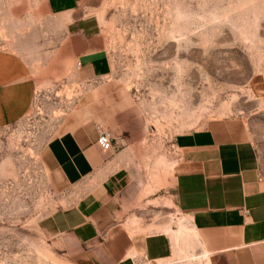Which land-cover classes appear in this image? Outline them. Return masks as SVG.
Wrapping results in <instances>:
<instances>
[{"label": "rangeland", "instance_id": "374dc122", "mask_svg": "<svg viewBox=\"0 0 264 264\" xmlns=\"http://www.w3.org/2000/svg\"><path fill=\"white\" fill-rule=\"evenodd\" d=\"M79 1L100 19L111 60L110 73L95 81L73 75L68 64L60 72L52 67L61 27L46 0H0V51L24 58L35 83L29 111L0 127V264H74L67 244L45 231L46 220L68 201L54 185L44 150L70 130L68 119L81 102L119 138L109 154L126 151L137 194L118 221L137 215L143 229L172 222L174 255L156 264H208L183 261L204 249L189 233L174 237L180 224L191 227L171 191L179 158L174 139L239 117L264 177V0ZM107 104L126 111L128 130L103 119Z\"/></svg>", "mask_w": 264, "mask_h": 264}, {"label": "crops", "instance_id": "0c3cea01", "mask_svg": "<svg viewBox=\"0 0 264 264\" xmlns=\"http://www.w3.org/2000/svg\"><path fill=\"white\" fill-rule=\"evenodd\" d=\"M46 4L61 27L52 67L60 72L59 66L68 64L85 81L108 75L111 60L100 19L79 0ZM31 75L24 58L0 51V127L19 121L31 108ZM100 113L107 122H123V131L129 129L126 111L107 104ZM67 124L70 130L52 138L44 150L54 185L68 201L46 220L45 231L67 244L74 264H156L172 258L175 244L168 231L131 234L130 221L143 218L118 221L137 193L126 151L113 155L97 144V127L109 129L92 118L84 102ZM114 143L118 149V137ZM174 146L179 158L171 191L176 209L195 229L199 250L209 253L210 264H264V177L245 121L215 119L206 128L180 133Z\"/></svg>", "mask_w": 264, "mask_h": 264}, {"label": "bare ground", "instance_id": "6f19581e", "mask_svg": "<svg viewBox=\"0 0 264 264\" xmlns=\"http://www.w3.org/2000/svg\"><path fill=\"white\" fill-rule=\"evenodd\" d=\"M148 190L153 191L151 189H148ZM137 221L138 220L136 218H134L132 221V223H133L132 226L134 225L133 227L130 228L132 233L137 232V231L142 232V231H146V230H157V231L161 230L162 231V229H164V231L166 230V231L174 233L172 226H171L172 222H170L168 224H157L154 222V223L149 224L147 226V228L143 229L141 227V225L138 224ZM187 233H189V235L192 237V239L194 238L193 241H195V238H196L195 229L192 226L188 227L185 224H180L179 231L175 232L174 237H175L176 241H178L180 237L183 238L184 236H187ZM189 242H190V240H189ZM201 258L203 260H206L207 261L206 263L210 264L209 253L206 250H203V253H201V254H195V253L190 254V253H188L182 259H183V261H186V260H193V259L197 260V259H201ZM56 264H64V263L56 261Z\"/></svg>", "mask_w": 264, "mask_h": 264}, {"label": "built area", "instance_id": "2783aa9c", "mask_svg": "<svg viewBox=\"0 0 264 264\" xmlns=\"http://www.w3.org/2000/svg\"><path fill=\"white\" fill-rule=\"evenodd\" d=\"M98 137L97 144L103 152H112L115 150L114 137L112 133L103 128L102 126L97 127Z\"/></svg>", "mask_w": 264, "mask_h": 264}]
</instances>
